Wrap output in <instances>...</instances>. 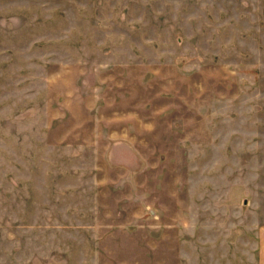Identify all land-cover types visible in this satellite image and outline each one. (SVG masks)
<instances>
[{"label": "rangeland", "instance_id": "obj_1", "mask_svg": "<svg viewBox=\"0 0 264 264\" xmlns=\"http://www.w3.org/2000/svg\"><path fill=\"white\" fill-rule=\"evenodd\" d=\"M264 0H0V264H263Z\"/></svg>", "mask_w": 264, "mask_h": 264}, {"label": "crops", "instance_id": "obj_2", "mask_svg": "<svg viewBox=\"0 0 264 264\" xmlns=\"http://www.w3.org/2000/svg\"><path fill=\"white\" fill-rule=\"evenodd\" d=\"M260 255L263 257V264H264V235L260 237Z\"/></svg>", "mask_w": 264, "mask_h": 264}]
</instances>
